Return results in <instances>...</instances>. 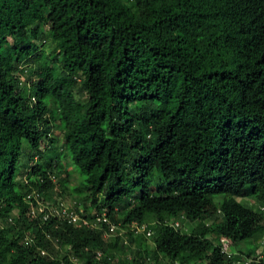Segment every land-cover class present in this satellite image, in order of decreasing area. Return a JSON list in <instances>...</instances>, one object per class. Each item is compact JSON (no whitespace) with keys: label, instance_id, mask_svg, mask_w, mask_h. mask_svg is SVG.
<instances>
[{"label":"trees","instance_id":"1","mask_svg":"<svg viewBox=\"0 0 264 264\" xmlns=\"http://www.w3.org/2000/svg\"><path fill=\"white\" fill-rule=\"evenodd\" d=\"M261 206L264 0H0V264H264Z\"/></svg>","mask_w":264,"mask_h":264},{"label":"built area","instance_id":"2","mask_svg":"<svg viewBox=\"0 0 264 264\" xmlns=\"http://www.w3.org/2000/svg\"><path fill=\"white\" fill-rule=\"evenodd\" d=\"M39 211L43 213V220L46 221L50 218V216H56L59 219H64L67 220L69 223H73L75 225L80 226L81 224L86 225V226H98L100 223H105L108 225L109 230L107 232L108 234H111L115 232V230H120L121 232H125V229L122 228L121 226H118L114 223H112L106 213H103L102 215H97L94 221H90L86 218L81 217L79 213H77L74 208L72 209L71 207H68L64 205L63 203H56L57 205L55 206H50V208L46 207L44 204L39 203ZM82 212V211H81ZM130 230L134 231L135 233H139L144 230V226L138 227V226H133L130 228ZM150 232H148V235Z\"/></svg>","mask_w":264,"mask_h":264},{"label":"rangeland","instance_id":"3","mask_svg":"<svg viewBox=\"0 0 264 264\" xmlns=\"http://www.w3.org/2000/svg\"><path fill=\"white\" fill-rule=\"evenodd\" d=\"M55 133H59L58 131H56ZM63 161V163H64V168H63V170H62V176H66V172H65V170L66 169H68L69 171H70V175H69V181H68V186L70 187V188H81V182H80V178H79V175H78V173H76L75 171H74V168L70 165V163L67 161V160H65V159H63L62 160ZM58 188V187H57ZM58 190V189H57ZM80 196H86V194H85V192H84V190H82L80 193H73V194H69V190H66V194L65 195H63V196H60L59 194H55L54 196H53V198L52 199H48L47 201H53V200H58V199H61V201H60V203H63L64 205H66V206H68V207H71L72 209L74 208V205H75V202L76 201H78L81 197ZM246 199H244V201H245ZM243 201V200H242ZM247 201H249V200H247ZM55 206L57 205L56 203L54 204ZM53 205V206H54ZM83 209H84V206H83V204H80L79 205V210H81V211H83ZM182 224V226H183V223H181ZM186 223H184V226L186 227V229H188L189 228V226L188 225H185ZM259 241V240H258ZM256 242L257 243V250L255 251L256 253H255V255L256 256H258V255H261V254H263L264 253V247H260L258 244H259V242ZM255 246V244L254 243H252V242H248V243H245V244H242L240 247L241 248H244L245 250H247L248 248H250V247H254ZM232 251H237L236 249H235V247H233L232 246V249H231ZM264 255V254H263Z\"/></svg>","mask_w":264,"mask_h":264},{"label":"clouds","instance_id":"4","mask_svg":"<svg viewBox=\"0 0 264 264\" xmlns=\"http://www.w3.org/2000/svg\"><path fill=\"white\" fill-rule=\"evenodd\" d=\"M260 210L262 211V212H264V206H261L260 207ZM81 211V210H80ZM183 219H185V222L184 223H187V221H186V218H184V216L182 217ZM181 223H183L181 220H175V222H174V226H175V228H181L182 227V224ZM184 223H183V225H184ZM133 226H138V227H142V226H144V230L143 231H141V232H139V233H142V232H145L146 233V235L148 236V232H150V234L152 233V231H151V229H147L146 230V226L147 225H145V224H143V225H139V224H137V223H134L133 225H132V227ZM131 228V227H130ZM149 234V235H150ZM222 242H223V244H224V249H223V251H232L231 249H232V247H228V244H227V242L225 241V240H222ZM260 244H264V236L262 237V240H260V242H259ZM263 256V254H261V255H258V256H256L257 258H261Z\"/></svg>","mask_w":264,"mask_h":264}]
</instances>
